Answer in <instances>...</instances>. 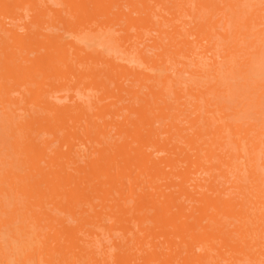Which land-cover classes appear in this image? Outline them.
Returning a JSON list of instances; mask_svg holds the SVG:
<instances>
[{"label":"bare ground","instance_id":"1","mask_svg":"<svg viewBox=\"0 0 264 264\" xmlns=\"http://www.w3.org/2000/svg\"><path fill=\"white\" fill-rule=\"evenodd\" d=\"M60 4L0 0V238L9 239L0 264L264 263V216L245 219L243 203L223 196L239 185L206 177L217 196L184 198L205 186L192 182L201 167L238 180L246 168L258 171L250 204L262 202L264 0ZM17 9L40 22H23L26 37L5 22L23 16ZM67 15L98 22L122 55L39 30ZM28 80L22 97L12 95ZM67 86L97 95L50 99ZM98 228L109 245L85 241L104 234Z\"/></svg>","mask_w":264,"mask_h":264},{"label":"rangeland","instance_id":"2","mask_svg":"<svg viewBox=\"0 0 264 264\" xmlns=\"http://www.w3.org/2000/svg\"><path fill=\"white\" fill-rule=\"evenodd\" d=\"M49 4H52L56 8H62L61 0H47ZM18 10V9H17ZM19 13H21L23 16H16V17H7L5 18L6 25L8 27H16L19 33L24 35L26 37V34L28 33V29L24 28L23 22H28L33 19L32 14H28L27 12H23L22 10H18ZM47 19V18H46ZM34 23V19L33 22ZM34 24H40V22L35 21ZM37 26V25H36ZM36 29L37 27H33ZM93 29H97L95 33H93ZM39 30L42 33L49 34L50 37L53 36V38L61 40V41H72V40H77L81 44H84L88 46L90 42H98L101 48L106 49L108 52H110L113 55H122L121 52H116V48L106 39L105 34L101 30L98 22H95L91 20L90 23L83 24L82 20L80 21L79 19L74 20L72 16H65L63 19H57L51 22H45L39 27ZM1 35H4L3 32H0ZM31 33V32H30ZM4 39V37H0V40ZM1 42V41H0ZM5 45V44H4ZM5 51H3L2 46H0V57L4 56ZM205 61H209L208 59H205ZM128 80L125 81V83ZM223 83H228L225 79H222ZM31 81L28 80V82L24 83L23 85H15L13 88V93L12 95L17 96V97H22L23 92L25 91V88L27 85H30ZM236 84L233 85L230 89L231 91H236L233 93L237 94L241 90L238 88V81H235ZM122 81L117 82V85L119 86ZM236 88V89H235ZM233 89V90H232ZM97 95V92L94 89H89L87 91H83L81 89H71L70 86H67L61 90H53L50 93V99L55 101L56 103L60 105H73L74 103H80V104H88L91 103V101L94 99V97ZM0 109L2 111V108L0 106ZM17 113L23 114L22 109H18ZM6 120L5 118L1 115L0 116V135L4 132L3 126H5L7 123H5ZM2 125V126H1ZM115 128H113L111 135L113 134ZM52 137V136H51ZM79 150L83 149L82 144H79L77 147ZM158 155H161L160 153H156ZM258 167L264 171V147L262 148V151L259 152L258 154ZM173 157H176L172 155ZM207 158L204 161L205 163L207 162ZM178 164L180 165L178 169L184 170L186 166V162H181L178 161ZM207 165V164H206ZM214 174V173H211ZM258 174L257 170L253 171H247L246 168L244 169V174L240 180L237 179V173L235 171H229L226 176H218L215 177V175L210 176V173L205 169L204 167L199 168V170L196 173L192 174V177L194 180H192L193 183L196 181L200 180L205 183V186L199 188V189H192L193 186H190L191 189H189V193L184 194V198L186 199L187 204L193 205L195 202L193 201L194 196H197L196 190H199L201 192H204L206 194H210L213 196H217L218 194L213 193L212 189H208V181L204 178L208 177L209 182L211 183H224L227 186L231 185H239L240 189L235 190L234 192L232 189H228L227 193L224 194L223 196L230 199V202L235 205L237 202L243 203V210L241 214H245L244 218L247 219L250 215L253 213H258L262 216H264V196L262 198V202L259 203L257 206L251 205L250 200L252 199L253 201L256 200L254 196H251L248 194V188L251 186L252 179L255 175ZM196 194V195H195ZM194 195V196H193ZM193 197V198H192ZM192 198V199H191ZM97 231L100 233H104L105 229L104 228H98ZM3 239L0 238V242L3 244H7L9 241L8 237L6 235H3ZM85 238V241H89L94 247H99L102 244L109 245L110 242V236L109 233L106 232L104 234L96 235L94 234L93 237L89 236L88 234L83 236ZM88 243V242H87ZM112 250V248H111ZM1 252V251H0ZM116 255L113 256L115 259ZM112 258V259H113ZM46 264H56L55 262L47 260ZM241 264H256L255 262L251 261L249 258H244L241 260ZM259 264H264V263H259Z\"/></svg>","mask_w":264,"mask_h":264}]
</instances>
